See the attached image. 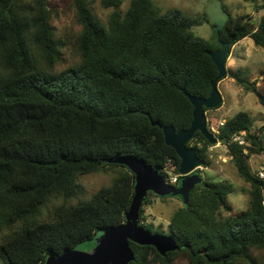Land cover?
<instances>
[{
    "label": "trees",
    "instance_id": "obj_1",
    "mask_svg": "<svg viewBox=\"0 0 264 264\" xmlns=\"http://www.w3.org/2000/svg\"><path fill=\"white\" fill-rule=\"evenodd\" d=\"M244 2L264 10V1ZM70 4L80 27L78 61L57 69L62 45L49 0H0L1 264H43L85 241L93 248L100 230L123 224L134 175L119 161L139 158L160 173L171 164L177 173L180 159L152 122L175 132L188 129L193 107L183 90L207 98L217 76L208 55L220 47L215 32L209 40L191 32L208 23L205 12L190 19L178 9L162 12L152 0H131L123 12L122 0H102L111 9L103 22L91 0ZM229 15L220 41L234 45L250 38L264 49V12L256 25L248 15ZM240 85L264 106L254 81ZM236 135L242 144L233 140ZM215 138L249 185L247 208L231 214V186L201 180L169 218L166 235L173 249L161 255L130 242L128 264H261L254 252L264 251V179L248 158L264 155V126L254 129L241 111L224 119ZM214 145L198 131L187 143L203 167L210 166L207 152ZM110 171L115 177L109 187L69 203L82 193L81 176ZM168 197L148 192L138 225L156 233L152 223L142 222L144 209L152 199ZM53 199L62 202L43 216Z\"/></svg>",
    "mask_w": 264,
    "mask_h": 264
},
{
    "label": "rangeland",
    "instance_id": "obj_2",
    "mask_svg": "<svg viewBox=\"0 0 264 264\" xmlns=\"http://www.w3.org/2000/svg\"><path fill=\"white\" fill-rule=\"evenodd\" d=\"M102 0H91L90 7L95 15L105 22L111 9H106L101 5ZM131 0H122L121 11H125ZM160 7L162 12L170 9H178L190 19H197L203 16L207 4L210 0H152ZM226 11L233 16L248 15L256 25L263 13V10L256 12L252 5L244 0H220ZM264 1V0H261ZM51 10V24L54 27L55 35L60 41L61 60L57 69H63L75 64L78 61V53L75 48V37L80 30L74 17V11L70 0H49ZM213 27L206 22L191 28V32L198 37L209 40L213 37ZM226 69L235 73L240 79L249 82L254 81L258 90L264 94V49L254 46L250 38H244L238 43L231 45L226 60ZM218 91L222 97V108L206 112L208 126L217 129L224 119L234 116L238 112H247L253 122V128L264 126V106L260 105L253 91L247 90L236 83L230 77H225L219 81ZM209 167H202L200 176L202 181L226 183L231 186V194L228 197L232 205V213L236 214L248 206L249 185L239 178L237 172L227 156L226 149L216 143L208 148ZM251 170L258 173L264 169V155L254 154L248 158ZM115 174L110 172H99L81 176L78 179L82 187V193L71 198L69 203L75 204L77 200L88 198L100 188L109 187ZM62 202V199H53L43 209L42 214L47 215L52 207ZM184 203L175 197H168L163 200L157 199L151 207L144 209V219L142 222L152 223L154 232L166 235L168 232L167 220ZM225 215H227L225 213ZM92 243L85 241L75 246L77 251H90ZM254 255L261 264H264V251H255ZM1 264V263H0ZM177 264H186L180 260Z\"/></svg>",
    "mask_w": 264,
    "mask_h": 264
},
{
    "label": "water",
    "instance_id": "obj_3",
    "mask_svg": "<svg viewBox=\"0 0 264 264\" xmlns=\"http://www.w3.org/2000/svg\"><path fill=\"white\" fill-rule=\"evenodd\" d=\"M205 13L220 46L216 51L208 53L217 69V76L210 83V93L207 98H200L183 90L193 107V119L188 129L175 132L170 125L161 126L152 122L153 126L161 129L165 145L171 147L180 159L178 173L181 179L178 185L168 184L158 170L148 166L142 159L124 157L119 161L120 164L134 175L133 196L125 214V222L100 230L90 251L66 250L58 256H48L43 264H128L133 259L130 242L152 246L161 255L173 249L174 241L170 236L151 233L138 225L141 206L148 192L159 198L171 196L179 197L183 203L187 201L189 191L201 181L199 170L203 167L202 160L193 148L187 147V143L198 131L210 144H216L215 136L208 130L205 110H216L222 105V97L217 87L219 81L230 77L238 84H249L226 69L231 43L220 41L218 32L229 19V13L223 8L220 0H210Z\"/></svg>",
    "mask_w": 264,
    "mask_h": 264
},
{
    "label": "built area",
    "instance_id": "obj_4",
    "mask_svg": "<svg viewBox=\"0 0 264 264\" xmlns=\"http://www.w3.org/2000/svg\"><path fill=\"white\" fill-rule=\"evenodd\" d=\"M263 12H264V10H263ZM222 124H223V122H221L219 126H221ZM209 131L215 136L218 133V128L215 129L213 127H209ZM242 134L243 133H241L240 135H242ZM240 135L234 136L233 140L242 144L243 141L241 140ZM161 174L165 178L166 182L170 185H173V186H176V184L178 183V180L181 178V175L178 172L175 173L173 171V166L171 164H168L166 167H164L163 170L161 171ZM256 174L259 178L264 179V169H262L261 171H259Z\"/></svg>",
    "mask_w": 264,
    "mask_h": 264
},
{
    "label": "crops",
    "instance_id": "obj_5",
    "mask_svg": "<svg viewBox=\"0 0 264 264\" xmlns=\"http://www.w3.org/2000/svg\"><path fill=\"white\" fill-rule=\"evenodd\" d=\"M218 84H219V83H218ZM217 86H218V85H217ZM222 104H223V101H222ZM220 108H222V105H221ZM175 199H176V198H175ZM162 200H163V199H162ZM156 201H157V199H152L153 204L156 203ZM153 204H152V205H153ZM152 205H151V206H152ZM151 206H150V207H151ZM180 207H181V204H180V205L178 204V208H180ZM178 208H177V209H178ZM148 209H149V208H148ZM168 221H169V219L167 220V222H168Z\"/></svg>",
    "mask_w": 264,
    "mask_h": 264
}]
</instances>
